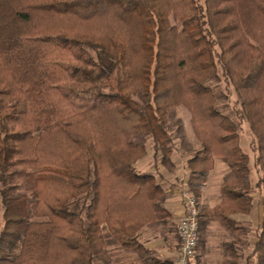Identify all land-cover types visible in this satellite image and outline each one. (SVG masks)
I'll use <instances>...</instances> for the list:
<instances>
[{
  "label": "trees",
  "instance_id": "1",
  "mask_svg": "<svg viewBox=\"0 0 264 264\" xmlns=\"http://www.w3.org/2000/svg\"><path fill=\"white\" fill-rule=\"evenodd\" d=\"M220 83L238 97L230 109ZM176 141L199 203L195 264L213 222L224 264H264V0H0V264H109L110 237L156 263L137 232L171 213L136 166L151 148L173 170ZM216 159L228 172L209 209ZM255 192L263 220L248 253Z\"/></svg>",
  "mask_w": 264,
  "mask_h": 264
},
{
  "label": "crops",
  "instance_id": "2",
  "mask_svg": "<svg viewBox=\"0 0 264 264\" xmlns=\"http://www.w3.org/2000/svg\"><path fill=\"white\" fill-rule=\"evenodd\" d=\"M188 157L183 153L180 158L174 157L173 162L175 168L169 170L163 165H155L153 155L147 156L137 163V170L142 174H152L155 176L156 182L160 185L167 196L165 201L166 209L171 213V224L168 223H147L143 224L138 230L137 235L139 242L151 252L153 258L157 259L154 263L149 261L147 258H142L133 249L122 248L114 239L110 237L106 245V260L109 264H172L178 249V234L177 224L183 214V204L181 199V186H185L187 180L188 168H187ZM219 162V163H218ZM147 167L145 168V166ZM226 171V172H225ZM228 171L227 165L220 161L215 160L214 169L210 172L208 181L204 186V193L214 192L215 195L220 196L221 202V186L225 174ZM214 174V179L211 178ZM220 183L217 190L216 185ZM219 202V203H220ZM254 200V211L247 222L250 223L251 237L250 243L251 248H248V253L252 249L256 238L254 233L260 226L263 220V206L262 198L259 204L256 205ZM217 203L216 205H218ZM215 205V206H216ZM207 206V205H206ZM214 206V207H215ZM208 207V206H207ZM213 207V208H214ZM210 209V208H209ZM260 210V211H259ZM256 215L260 216L256 223ZM208 242L205 247V260L207 264H224V249L223 245L227 240V233L217 222H213L208 229ZM195 260L194 263L195 264Z\"/></svg>",
  "mask_w": 264,
  "mask_h": 264
},
{
  "label": "rangeland",
  "instance_id": "3",
  "mask_svg": "<svg viewBox=\"0 0 264 264\" xmlns=\"http://www.w3.org/2000/svg\"><path fill=\"white\" fill-rule=\"evenodd\" d=\"M214 86H216L217 89L221 90V92H223L225 95L231 94L230 95V99L231 100L229 102L230 105L227 108V109H230L232 107V104L235 103L236 99L238 98L236 96L234 88L230 87V90L225 89L226 88L225 83H220V84L214 85ZM224 103H227V101H224ZM177 115H178V117H181L183 119V121H184V127H185L186 136L188 138V141L191 143L192 151L194 152L195 150L200 148V143L198 142V139H197V137H196V135L194 133L193 127H192V122H191L192 115H191V112L186 107L180 106L177 109ZM240 138H241V143H242L243 150L246 153H248L250 155V157H251V169H252L251 179H252V184L255 185V183H256V181L258 179L259 173L257 172L256 168L253 165L254 155H253L252 148H251V140L253 138V135H252V133L249 130V125H247V124L243 125L242 131L240 132ZM175 143H177L176 148H178V147L179 148L177 150L178 152H175V154L173 155V158L174 157L180 158V157L183 156V152H182L183 150H181L182 148L179 146V144H178L179 142L178 141H176ZM185 153H186V156L188 155V157H189V152L186 151ZM151 155H153V150L151 148H149V152H148L147 156H151ZM216 160H219V159H216ZM146 167H147V165L145 166V168ZM188 174H189V172H188ZM211 178L214 179V174H212ZM219 184L220 183L218 182L217 185H216V190H217ZM181 187L183 188L184 186H181ZM0 189H1V186H0ZM203 192H204V188H203ZM219 197L220 196L215 195L214 192H211V193H207L206 192L204 194L202 193V197L200 199V203L203 204V205H207L208 208H210V209H213V207L217 203L220 202V198ZM254 198L256 200L255 203L257 205V204H259L260 199L262 198V196H261V194L259 192H255ZM181 199H182V196H181ZM2 215H3V211H2L1 197H0V230H1L2 226H3L2 225L3 224V216ZM258 218H260V216L258 215V217H257V215H256V223L259 220ZM254 236L256 238L255 233H254ZM254 261L255 260L252 259L250 262H248L246 259H244V261L242 263L243 264H254L255 263Z\"/></svg>",
  "mask_w": 264,
  "mask_h": 264
},
{
  "label": "built area",
  "instance_id": "4",
  "mask_svg": "<svg viewBox=\"0 0 264 264\" xmlns=\"http://www.w3.org/2000/svg\"><path fill=\"white\" fill-rule=\"evenodd\" d=\"M183 214L177 224L178 250L172 264H193L200 238L199 203L186 187L181 191Z\"/></svg>",
  "mask_w": 264,
  "mask_h": 264
}]
</instances>
